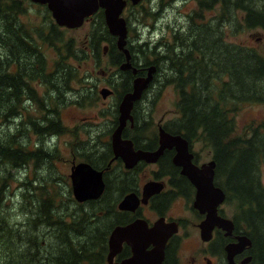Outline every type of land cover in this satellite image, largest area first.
Here are the masks:
<instances>
[{"label":"trees","instance_id":"1","mask_svg":"<svg viewBox=\"0 0 264 264\" xmlns=\"http://www.w3.org/2000/svg\"><path fill=\"white\" fill-rule=\"evenodd\" d=\"M26 1L0 0V42L9 51L6 65L17 66L14 75L2 74L0 60V84H8L13 96L18 94V77L26 80L44 76L48 81L50 73L45 68L49 61L42 45L56 51L58 57L53 64L55 67L64 58V54H76L70 50L71 40L64 38L61 30L63 27L53 22L48 24L47 32L40 33L41 45L35 42L33 27L21 20L28 9ZM141 1L133 4L128 0L126 3L125 9L128 12L124 9L123 16L128 36L132 31L135 32L132 26L135 19H158L166 3L172 5L178 0H159V6L155 10H152V4L146 7ZM209 9L210 16H206ZM93 16L95 27L93 26L90 37L93 51L98 52L102 42H105L103 49L106 46L107 52L113 53L111 64L120 65L125 56L117 47V36L107 28L102 7ZM187 16L188 23L185 26H170V38H159L151 46L146 40L133 47L126 34V46L131 53L130 62L132 66L140 67L141 71L137 69L138 74L144 73L146 65L154 64L156 71L154 70L155 75L153 73L150 85L158 83L153 87L160 90L162 84H172L177 91L175 108L178 115L170 118L164 127H172L168 129L183 134L191 141L201 140L209 147L211 144L214 148L215 157L219 160V178H222L225 192L229 189L228 199L235 203L236 211L244 215L241 219L251 226H247L250 230L248 235L252 239L251 263L258 264L255 248L262 243L260 239L264 236L260 226L257 227L256 212L264 211V188L262 187V192L258 189L256 166L260 159L264 160V119L255 125H247L246 130H240L234 113L246 104H264V54L255 46L227 39L226 33L229 30L233 32L256 27L264 32V0H196V7ZM151 27H154L153 23ZM21 54L31 57L25 61ZM68 70L69 74H61L60 77L65 82L76 76L74 68ZM118 71L121 72V83L123 81L124 84L123 89H117L118 95H121L123 91L130 89L135 73L131 68ZM32 94L33 96H27L28 99L34 97L33 92ZM36 101L43 108L44 104ZM47 116L43 115L42 124L32 120L28 126L41 134L59 133L62 122L56 119L54 124L45 127ZM123 134L132 138L137 147L147 144L135 137L136 132L127 128H124ZM14 139V135H10L5 140L6 144L0 145V159L18 166L20 161L27 163L30 156L39 155L40 149L29 153L15 147ZM1 141L0 139V144ZM86 150H93L92 163L105 164L112 156L109 147L96 156V146H88ZM226 167H229V175L225 181L223 173ZM0 173V186L3 182L6 185L9 176L14 175L1 170ZM27 182L26 190L21 191L25 199L24 205H20V211L25 216L20 221L22 232L12 242L5 244V253L10 252L8 264H19V260L23 264H106L109 232L118 221L117 197L112 195L109 185V189L99 199L78 205L68 188L63 193L64 190L58 187L56 179H28ZM126 188L129 190V187ZM121 190L120 195L126 191L124 188ZM3 197V190L0 188L2 202L5 201ZM73 205L78 207L74 213L67 214L69 206ZM1 207H10V204L0 205V210ZM232 220L238 231L239 221L234 217ZM0 222V231L4 227L7 230L19 229L18 225L9 222L4 213H0ZM40 227H44L42 236L47 237V241L37 234L36 228ZM50 237L53 239L52 243ZM262 260L264 264V245ZM170 261L178 264L171 245H168L165 262Z\"/></svg>","mask_w":264,"mask_h":264},{"label":"rangeland","instance_id":"2","mask_svg":"<svg viewBox=\"0 0 264 264\" xmlns=\"http://www.w3.org/2000/svg\"><path fill=\"white\" fill-rule=\"evenodd\" d=\"M161 1L166 2L167 0ZM141 2L146 7L152 4V10L157 9L159 6V0H142ZM25 3L28 9L27 12L22 15L21 20L29 23L33 27L32 34L34 40L38 45H41L42 39L40 38V33L48 31L47 27L50 22L58 23L45 3L34 2L33 0H27ZM171 4L172 5L168 3L165 4L162 11L163 13L158 19L148 18L146 21L135 19V21H133L132 26L135 32L133 33L132 31L129 36L127 33V38H129V42L133 47L146 40L149 41L151 46L159 38H165L167 36L170 38V26H185L188 23L187 14L196 7V0H178ZM138 9L139 8H137V10ZM123 12L122 15H124ZM125 12H128L127 8ZM94 13L91 15L92 17L90 16L91 18L89 17L90 19H85L84 22L78 26L65 27L60 25L63 27L61 30L64 38L66 40H71L70 50H73V53L76 54H64V58L61 59L58 66L55 67L53 65L55 59L58 57L56 51L46 45H42L45 51L44 54L49 61L48 67L45 68L46 72L50 73L48 75V81L45 80L44 76L26 78V80H23L22 77H18L19 86L17 96L11 94L12 89L7 87L8 84H0V115H4V117H0V139L2 141L7 140V137L10 135H14V146L21 150L25 149L29 153L37 152L38 149L46 150V147L50 143L53 144L56 140L64 141L69 137L66 131L60 133L59 136L54 135L49 139V134L38 133L33 127L30 128L28 126L29 122L32 120H34L35 123L42 124L43 115H48V110L45 109L61 112L60 117L64 124H78L83 126L91 123L93 126H100V132L102 131L101 137L102 139H106L104 138V133L108 132L109 127L107 124L103 123V121L105 117L108 118L109 115H106L108 111H105L103 105L108 100L102 102L96 99V94L99 93V90L105 87L108 88L105 86L106 77H110L111 75L117 78L121 77V72L119 73L118 71L121 68L120 65L111 64L113 53H108L107 49H103L105 42H102L98 52L92 49L90 37L93 26L95 27V22L93 21ZM207 15L210 16V9L206 11V16ZM151 23L154 24L153 28L151 27ZM226 37L235 42L255 46L257 50L264 54V32L260 27L233 30V32L229 30L226 33ZM2 43L3 42H0V60H2L1 73L14 75L17 72V66L6 65L9 51L6 45H1ZM136 48H138V46H136ZM20 56L25 61L31 57V55L28 54H21ZM27 65L29 64L27 63ZM68 68H74L73 72L76 76L70 79L69 82H65L60 77L61 74H69ZM103 71H105V73ZM22 83H24V85ZM156 84L158 83L152 84L151 87ZM262 84L264 85V83ZM162 85L160 90H158V88L156 90V88L153 87L150 91L147 108L151 113L152 120L156 124L161 123L165 125L170 118L178 115L175 108L178 94L172 84ZM74 90L85 93V96L81 99L84 104L80 107L71 106L72 104L68 105L66 103L69 99L75 97L70 94V92ZM32 92L34 93V97L28 99L27 96H33ZM36 100L44 104L43 108L39 107ZM234 115L237 128L246 130L247 125H255L264 119V104L256 102L243 105L240 109L235 111ZM55 119H58L57 114L55 115ZM25 123H27V125H25ZM153 127L157 129V125ZM2 144H6V141L1 142L0 145ZM27 145L29 147H27ZM194 149L200 153L201 159L209 160L212 155L209 145L201 140L195 144ZM58 151L64 156V159L62 158L59 160L57 171L62 174L69 172L71 158L68 153V157L65 159V156H67V149L63 147L62 143H60ZM39 155H41V157H39ZM39 155L36 157L30 156L27 163L20 161V165L18 166L10 162L8 163L2 158L0 159V161L3 162L0 163L1 172H12L14 174L10 175V173H8V176H10L6 185L5 182H3L0 186L1 190H3V198L5 199L3 202L0 199V205L10 204V207H1L0 213L6 214L9 222L19 227V229L15 230H7L3 226L4 230L0 231V264H8L10 252L5 253V244L12 242L22 232V224L20 221H22L25 216L20 211V205H24L25 199L21 191L26 190L25 186L28 185L27 180L29 179L25 176L24 172L27 168L36 169L38 167H41V173H44L46 170L49 171L44 163L47 158V153H40ZM36 165L38 166L35 167ZM50 170L54 178L45 179H56L59 181V179H57L59 176L60 179H63V181L60 182V186H62L60 189L64 190L63 193H65L67 190L68 178L65 175L59 174L52 166H50ZM257 174L262 183L260 185L264 186V160H260L257 166ZM41 180L44 179L37 181ZM229 202L230 205L227 208L229 216L239 221L240 228H247L245 222L241 219L242 214L236 211L237 208L235 203L230 201V199ZM224 206L226 207L227 205L224 204ZM147 213L150 214V212ZM168 214L181 218L182 225L179 228L177 236L173 239V245L171 246L178 264H207L204 256L209 257L212 264L225 263L226 259L222 248L220 251V245H217L216 241L213 239L210 242V240L204 241L200 238L199 228L197 226L198 218L191 209L184 208L180 206V203H176L171 206ZM260 222V228L264 233V220ZM0 224L2 225V222H0ZM43 230L44 227L36 228L39 237L47 241V237L42 236ZM52 240V237H50V243H52ZM19 264L23 263L19 260Z\"/></svg>","mask_w":264,"mask_h":264},{"label":"flooded vegetation","instance_id":"3","mask_svg":"<svg viewBox=\"0 0 264 264\" xmlns=\"http://www.w3.org/2000/svg\"><path fill=\"white\" fill-rule=\"evenodd\" d=\"M149 65L150 64L146 65L144 67L145 68L144 73H140V74L137 73L140 70V67H138V71L134 74V76L131 79L130 89H126L125 91H123L121 95H118L117 89L120 87L123 89V86H124L123 81L121 83V80H123V77L121 76L120 78H117L116 76H112V75L110 77H106V84H105V86H107L111 91L106 92L107 94L105 96H103L100 93V90H99V93L96 94V99L101 100L102 102L105 100H108L103 105L105 108V111H108L106 115H109V117L108 118L105 117V120L103 121V123L107 124L109 127L108 132L104 133L105 134L104 138L106 139H102L101 137L102 131L100 132V129H99L100 126L96 127V126H93L91 123L89 125H83V126L78 125V124H72V125L64 124L62 122V118L60 117L61 112H58V111L54 112V110L52 109H47L48 116H47V124L45 125V127L50 126L51 124L55 123V120H56L55 115L57 114L58 115L57 120L58 121L60 120L62 122L60 132L62 133L63 131H66L69 137L66 138L64 141L56 140L53 144L50 143L46 147V150L40 149L41 151L38 154L47 153V158L45 159L44 163L49 169V171L46 170L44 173H41L40 171L41 167H38L36 169L27 168L24 174L27 178L36 179V180L51 178V177L54 178L53 173L50 170V166L54 167L55 170L57 171L59 167L58 166L59 160L62 158L64 159V156L58 151L60 148V143H62L63 147L67 149L66 151L67 156H65V159H67L68 153H69V157L71 158L70 164H69L70 169H69V172H66L63 174L58 171L57 172L59 174L65 175L68 178L67 188L70 190L68 191L70 195L72 196L73 200L78 205L80 203H87L86 201H89V200L99 199L105 193V191L108 190L110 187L112 195L117 197L116 212H117L118 221L117 223L113 225V227L118 224H126L136 218L145 219L149 226L152 225L153 222L159 217H163L165 221L175 220L177 222L178 230L177 232L173 233L168 238L165 244L164 258L161 263V264H173L172 261L168 263L165 262L166 247L168 245H171V246L173 245V239L177 236V233L182 223H181V218L179 216L176 217L174 215L168 214V211L171 208V206H173L176 203H180V206L191 209L195 213L196 217L198 218L197 226L199 222L205 217V213L200 212L196 207L193 206V201H194L195 192H196L195 185L192 183V181L189 179L187 175L181 172L182 166L180 164H177L174 161V158L177 154L176 146L175 145L165 146L162 148L160 154L155 159L146 160L143 158H139L135 162H133L132 165L127 166L126 162L120 156H116V157L114 156L115 153L111 145V134L118 124L119 103L123 95L126 92L132 90L133 78L137 75H141V76L145 75L147 73V68ZM155 71H153L154 75H155ZM103 72L105 73V71ZM151 86L152 84L150 85L149 83L147 88L142 91L141 95L137 99L133 100L132 106L130 109V114L132 118L126 119V123L121 132V137L125 139H130L132 142V148L135 150L137 149L156 150L160 145V141H159V128L160 127L165 129L169 133L180 134L179 132H174L168 129L172 127L168 126V128H165L164 127L165 125L161 123L156 124L152 120L151 113L149 112L147 108L148 100L150 97L149 88ZM70 94H72L75 97L73 99H69L66 102L68 105L72 104L71 106L80 107L81 105L84 104L81 101V99L85 96V93H81L80 91L74 90L70 92ZM154 125H157V129L156 127H153ZM124 128H127L130 131L136 132L137 134L135 135V137H139L142 143H147L145 144L146 146L137 147L132 138L124 136L123 134ZM60 132L59 133L48 132L49 139H51L50 137L54 135L59 136ZM180 135H182L188 142V150L189 152L192 153V158H191L192 162H194L197 165H202V164H207L211 160L214 161V177H213L214 184L221 187L223 191L225 192V188L222 186V183H221L222 178H219V173H218L219 160L215 157L214 148L211 146V144L209 148H210V151L212 152V155L209 160H204L200 158V153H198L194 149L195 144L200 141L199 140L191 141L183 134H180ZM88 146H96L97 150H95V156L99 152H102L103 149L105 151V149L107 150L109 147V149L112 152V156L105 164H101L99 162H95V163L93 162L94 163L93 164L92 163L93 150H90V151L86 150V147ZM148 146H151V147H148ZM27 147L29 146L27 145ZM39 157H41V155ZM79 162H87L95 170L101 172V178L104 182V189L99 197L87 199L84 201H78L74 197L73 191H72V185H71L70 172H71V166ZM259 162L257 163V166ZM38 165H36L35 167H37ZM257 166H256V175L258 176ZM228 172H229V167L224 168L223 179L225 181L229 175ZM143 176L144 177L147 176V177L144 178ZM57 179L63 180V179H60L59 176L57 177ZM60 182L58 181L57 183L59 188L62 187L60 186ZM148 183H151L149 187L150 194L148 195L146 200H143L145 199V195L143 192L144 186ZM260 184L262 183L260 179L258 178L257 186H258V189H260L262 192V187L264 188V186ZM126 187H129V190H127ZM123 188L126 189V191L120 195V193L122 192L121 189ZM130 192H134L137 196L138 203L136 207L134 209H120L118 207L120 200L126 194ZM225 194H226L225 199L222 202H220L217 206V213L223 217L230 218L229 213L227 212V208L230 205V202L228 199L229 189H227ZM224 204H226L227 206L225 207ZM78 205L69 206V209L67 210V214L70 215V213H74ZM147 212H150V214H148ZM243 217L244 215H241L242 219ZM256 218H258L257 227H259L261 224L260 221L264 220V211L258 210L256 212ZM246 226H250V225L246 224ZM242 233L246 234L251 239V236L248 235L250 234V230L248 229V227L240 228L238 231L234 229L231 235H227L224 233V229H221L220 227L215 226L212 230V237L209 240L211 242V240L213 239L214 241H216L217 245H220V251L222 248L224 257L226 259V255L224 251V244L228 241L235 240L236 239L235 235L242 234ZM261 233L263 234L262 236H264V233L263 232ZM199 236H200V229H199ZM209 240H204V241H209ZM260 240L262 241L263 244L258 243L259 244L258 247L255 248L256 261H257L256 263L263 264L262 254H263L264 238L261 237ZM251 245H252V239H251L250 245H246L241 251L237 252L234 255V260L240 263V261L248 255H251V259H252V253H250ZM131 252H132L131 246L126 241H123L120 251L114 256V260H117V261L121 260L122 258L130 255ZM204 257L206 258L207 264H212L211 259L209 257H206V256ZM251 259L247 264H252ZM223 264H227V260Z\"/></svg>","mask_w":264,"mask_h":264},{"label":"water","instance_id":"4","mask_svg":"<svg viewBox=\"0 0 264 264\" xmlns=\"http://www.w3.org/2000/svg\"><path fill=\"white\" fill-rule=\"evenodd\" d=\"M45 3L51 10L52 16L58 25L74 27L82 24L86 18L92 15L99 7L103 8L105 23L109 31L116 35L117 47L123 51L125 59L120 64L121 69L131 68L133 73L138 67L132 66L130 62L131 53L126 46L127 25L122 15L127 0H33ZM133 4L140 0H130ZM106 50V46H104ZM155 65L147 68L143 76L137 75L133 78L132 90L126 92L118 106V124L111 134V145L116 156H120L127 166H130L139 158L146 160L155 159L165 146L175 145L177 154L174 161L182 166L181 172L189 177L196 187L193 206L205 217L199 222L200 237L209 240L215 226L224 229V233L231 235L234 227L233 220L223 217L217 213L218 204L223 201L225 193L223 189L214 184V161L207 164L197 165L192 162V153L188 150L187 140L180 134H172L159 128L160 145L156 150L133 149L130 139L121 137L122 129L126 119H131L130 109L133 100L137 99L144 88H146L153 77ZM108 88L100 90L103 96L110 92ZM81 177V178H80ZM85 177V178H84ZM92 178V186H86L83 182ZM71 185L74 197L78 201L97 198L104 189L101 172L95 170L87 162H79L71 166ZM151 183L144 186L146 200L150 194ZM138 203L134 192L126 194L119 202L120 209H134ZM178 230L175 220L165 221L163 217L156 219L152 225L142 218H136L126 224L115 225L108 236V252L106 264H161L165 254V244L168 238ZM235 240L228 241L224 245L228 264H247L251 255L244 257L240 263L234 260V255L241 251L246 245L251 244V239L244 233L236 234ZM126 241L132 248L129 256L121 260H114V256L120 251L122 242Z\"/></svg>","mask_w":264,"mask_h":264},{"label":"bare ground","instance_id":"5","mask_svg":"<svg viewBox=\"0 0 264 264\" xmlns=\"http://www.w3.org/2000/svg\"><path fill=\"white\" fill-rule=\"evenodd\" d=\"M122 55V54H121ZM81 178V177H80ZM85 178V177H84ZM86 186H92L93 185V183H94V180L92 179V178H88L87 177V179H86V181L85 182H83Z\"/></svg>","mask_w":264,"mask_h":264}]
</instances>
